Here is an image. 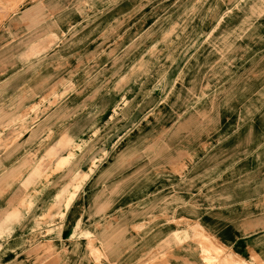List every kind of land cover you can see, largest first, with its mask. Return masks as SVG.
<instances>
[{"label":"crops","instance_id":"crops-1","mask_svg":"<svg viewBox=\"0 0 264 264\" xmlns=\"http://www.w3.org/2000/svg\"><path fill=\"white\" fill-rule=\"evenodd\" d=\"M114 2L0 0V130L67 81L68 58L97 46V19L113 18ZM200 124L173 123L154 164L138 153L96 168L69 208L67 170L53 185L12 161L0 176V264H206L201 234L264 261V122Z\"/></svg>","mask_w":264,"mask_h":264},{"label":"rangeland","instance_id":"rangeland-1","mask_svg":"<svg viewBox=\"0 0 264 264\" xmlns=\"http://www.w3.org/2000/svg\"><path fill=\"white\" fill-rule=\"evenodd\" d=\"M114 5L113 18L97 19V46L68 58L75 64L67 65V81L52 83V97L36 100L0 130V176L12 161L10 169L34 168L37 181L53 185L59 178L53 175L67 170L61 179L67 208L96 168L134 164L113 159L143 153L154 164L150 155L177 132L173 123L264 122V0ZM199 240L206 264H264L233 258L208 235Z\"/></svg>","mask_w":264,"mask_h":264}]
</instances>
